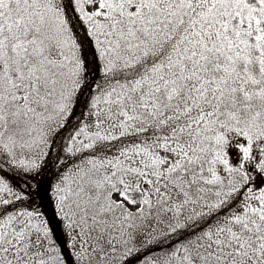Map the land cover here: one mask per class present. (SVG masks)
Returning a JSON list of instances; mask_svg holds the SVG:
<instances>
[{
	"label": "snow or ice",
	"instance_id": "1",
	"mask_svg": "<svg viewBox=\"0 0 264 264\" xmlns=\"http://www.w3.org/2000/svg\"><path fill=\"white\" fill-rule=\"evenodd\" d=\"M0 264H264V0H0Z\"/></svg>",
	"mask_w": 264,
	"mask_h": 264
}]
</instances>
